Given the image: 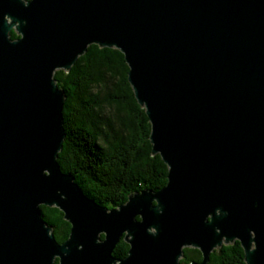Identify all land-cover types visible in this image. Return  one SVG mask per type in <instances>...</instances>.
<instances>
[{"label":"water","instance_id":"obj_1","mask_svg":"<svg viewBox=\"0 0 264 264\" xmlns=\"http://www.w3.org/2000/svg\"><path fill=\"white\" fill-rule=\"evenodd\" d=\"M92 45L124 55L168 168L113 209L57 161L54 75ZM41 206L70 224L63 244ZM235 242L264 264V0H0V264H180L185 248L208 264Z\"/></svg>","mask_w":264,"mask_h":264},{"label":"trees","instance_id":"obj_2","mask_svg":"<svg viewBox=\"0 0 264 264\" xmlns=\"http://www.w3.org/2000/svg\"><path fill=\"white\" fill-rule=\"evenodd\" d=\"M18 38L12 31L11 39ZM128 72L120 51L92 45L70 72L54 75L66 96V137L57 161L86 196L108 209L125 204L132 194L157 192L167 184L168 168L159 155H152L151 125L134 97ZM40 211L56 241L63 244L71 229L63 213L45 206ZM128 250L122 240L113 255L124 259ZM244 258L241 245L235 242L212 252L208 264H246ZM201 260L199 250L185 248L180 264Z\"/></svg>","mask_w":264,"mask_h":264}]
</instances>
